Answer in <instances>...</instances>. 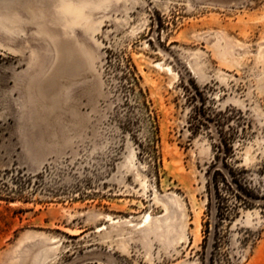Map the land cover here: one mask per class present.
<instances>
[{
    "label": "rangeland",
    "instance_id": "obj_1",
    "mask_svg": "<svg viewBox=\"0 0 264 264\" xmlns=\"http://www.w3.org/2000/svg\"><path fill=\"white\" fill-rule=\"evenodd\" d=\"M219 143L264 183V0H0V264H264Z\"/></svg>",
    "mask_w": 264,
    "mask_h": 264
},
{
    "label": "trees",
    "instance_id": "obj_2",
    "mask_svg": "<svg viewBox=\"0 0 264 264\" xmlns=\"http://www.w3.org/2000/svg\"><path fill=\"white\" fill-rule=\"evenodd\" d=\"M233 153L228 143L216 145L214 157L208 165L205 176V192L208 209L215 207L218 218L217 223H222L239 213V209H252L260 206L259 201H264V183L254 181L248 177V171L243 168H235L228 163L229 156ZM264 207V204L262 205ZM209 225V221H206ZM209 227L205 232L209 233ZM206 237L202 247L206 254ZM217 243V241H216ZM217 249V244L214 245ZM214 252L210 255V262L214 260Z\"/></svg>",
    "mask_w": 264,
    "mask_h": 264
},
{
    "label": "bare ground",
    "instance_id": "obj_3",
    "mask_svg": "<svg viewBox=\"0 0 264 264\" xmlns=\"http://www.w3.org/2000/svg\"><path fill=\"white\" fill-rule=\"evenodd\" d=\"M62 68L60 69L61 74L64 73H73L76 69H78V62L73 58V54L69 53L65 58L64 61L62 63ZM46 89H49V86L51 84V81L47 80L46 81Z\"/></svg>",
    "mask_w": 264,
    "mask_h": 264
}]
</instances>
